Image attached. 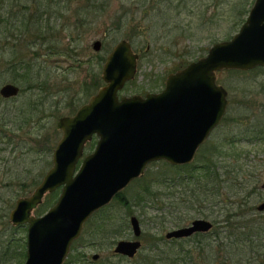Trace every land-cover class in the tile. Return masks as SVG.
I'll return each instance as SVG.
<instances>
[{
  "label": "rangeland",
  "instance_id": "1",
  "mask_svg": "<svg viewBox=\"0 0 264 264\" xmlns=\"http://www.w3.org/2000/svg\"><path fill=\"white\" fill-rule=\"evenodd\" d=\"M68 1L69 4L65 1V4H61L58 0H3L4 16L1 20L4 23L0 24V32L8 30V34H5L7 37H0V43L7 41L9 47L6 51H0V69L5 73V81L0 84V88L12 83L19 86L21 91L25 89V92L7 101L1 100L0 111L6 103L13 113L19 111L20 107L21 110L23 106L26 108L29 101L45 100L44 110L36 115L37 119L40 118L38 126L35 119L31 120L32 129L28 126V134H22L20 147L12 150V155L10 149L5 155H0V213L5 208L9 211L8 217L4 219L8 221V226L14 227L10 222V212L16 201L30 196L53 166V153L63 137L56 127L58 119L72 116L106 85L103 80L104 66L119 42H129L133 53L138 55L135 79L124 86L119 96L146 97L148 94H157L165 89L169 75L206 57L214 44L233 38L246 21V11L253 2ZM8 20L11 23L6 26ZM96 41L102 42L101 52L93 50ZM11 66L24 68L14 72ZM231 71L234 70L217 74L218 84L229 93L230 106L204 148L215 146L220 149L230 137L236 138L238 147H234L235 153L229 150L232 151L231 156L229 159L225 157L228 163L224 166L230 168L225 169L228 171L234 168L232 175L239 177L238 183L233 184V178L213 168L216 177L211 180H217L218 183L214 189L210 187V191L221 186L217 190L220 194L198 196L202 201L200 205L190 193L195 187L194 181L204 179L206 175L202 158L204 154L208 156L207 152H199L191 163L181 165L194 163L197 169L201 168L193 172L175 174L169 169L161 174L153 162L141 177L120 192L131 200L132 206L127 207L120 200L113 199L103 208L108 207L106 211L85 225L87 229H84L80 241L72 245L68 258L80 255L77 259L80 264L101 260L114 264H208L207 254L216 258L214 254L225 250L226 256L223 260L219 258V264H261V255L264 254V212L257 208L264 201V139L256 140L249 130L253 125L262 127L264 124V69H254L246 74ZM39 83L45 84V91ZM98 141V136H95L85 145L76 171L85 157L95 151ZM220 152L224 153L222 149ZM185 177L192 180L188 185L176 186L171 182ZM147 187L158 192L162 200H147L149 197L143 192ZM61 193L62 189H58L51 193L52 196L47 197L48 194L44 198L42 210L45 213L52 207L47 209V206L54 201L56 204ZM139 195L146 200L140 205L142 207L137 204ZM245 201L248 208L252 209H249L251 211L247 218L230 219L228 225L226 221L230 204L236 202L237 206L246 204ZM236 206L232 207L233 211L240 210ZM34 215L38 217L37 212ZM210 215L213 217H207ZM132 217L140 221L142 235L138 239L143 245L138 254L130 259L116 255L114 249L121 240H136L130 222ZM196 219H206L212 223L215 220L218 223L214 222L213 230L204 233L209 237L207 241L201 240L199 236L183 240L167 239L169 232L187 227ZM243 226L247 228L243 230ZM5 227L0 221V242L5 240V252L9 254L5 257L4 251L0 253V264H24L26 257H20V251L16 247L12 248L9 242L13 233L10 227L6 230ZM23 227L24 230L17 231L13 238L21 242L25 239L26 249L27 226ZM228 230H231L232 235ZM216 232L221 233L219 247L207 249L208 241L215 240ZM180 248L190 250L195 260L189 261ZM25 249L23 251L26 254ZM199 250L206 259L198 253ZM179 252L182 260L177 258L176 262H171L170 258ZM94 255H99V259L93 260Z\"/></svg>",
  "mask_w": 264,
  "mask_h": 264
},
{
  "label": "water",
  "instance_id": "2",
  "mask_svg": "<svg viewBox=\"0 0 264 264\" xmlns=\"http://www.w3.org/2000/svg\"><path fill=\"white\" fill-rule=\"evenodd\" d=\"M101 48V41L93 44L94 51ZM137 61L131 44L119 42L104 66L106 85L74 116L59 118L56 126L63 137L53 153L52 168L30 196L16 201L10 213L14 227L28 226L24 264H64L89 219L141 177L149 164L164 160L181 166L193 161L230 104L229 93L218 84L217 74L264 68V0H256L233 38L216 43L206 57L169 75L162 92L120 97L119 92L135 79ZM19 94L15 84L0 88L5 99ZM95 135L99 138L95 151L76 171L85 145ZM60 188L56 204L36 217L34 211L44 198ZM257 210L264 212V202ZM130 222L134 237L140 238L139 219L132 217ZM212 229V222L198 219L169 232L167 239ZM141 248L138 239L121 240L114 253L132 259ZM97 259L99 255H94L93 260Z\"/></svg>",
  "mask_w": 264,
  "mask_h": 264
},
{
  "label": "trees",
  "instance_id": "3",
  "mask_svg": "<svg viewBox=\"0 0 264 264\" xmlns=\"http://www.w3.org/2000/svg\"><path fill=\"white\" fill-rule=\"evenodd\" d=\"M64 1L67 4H69L68 0H58V2H60L61 4H63V3L65 4ZM2 11H4V9H3V0H0V24H1V22L4 23V21L1 20V19H3L2 15L4 16ZM5 22L7 23V21H5ZM10 23L11 22L8 20V23H7L6 26H9ZM5 34H8V30H4V32H0V37H2V36L7 37V35H5ZM8 37H10V36H8ZM1 49H3V48L0 47V51H1ZM4 49L3 50L6 51L7 48H4ZM1 56H2V54H1ZM9 64H15V62L14 63L10 62ZM11 67H13V66H11ZM23 68L24 67L21 66V67H18V68L17 67H13L12 69H13L14 72H17V71H19L20 69H23ZM258 69L260 70V69H264V68H257L255 70H258ZM231 73L246 74V72H241V71H231ZM3 76H5V73H2L1 69H0V84H2L5 81V78ZM13 81L14 82H18L16 80H13ZM44 85H45L44 83L43 84L39 83V86H40V88L43 91H45ZM24 92H25V89H22L21 93H24ZM1 100H4V99H2L0 97V101ZM44 101L45 100L42 101L40 99H38L37 101L35 100L34 102L29 101V104L26 105V108L23 106L22 110H21L20 109L21 107H20L19 111L16 110L13 113L11 112V110H9L7 108V103L4 105V109H2V111H0V155L1 154L5 155V153H7V151L9 149H10V154H11L12 150H15V148L17 146L20 147V145L22 143L21 142L22 134H28V128H29L28 126H30L31 120L35 119L36 127L38 126L40 118L37 119L36 115H38L39 113H41L44 110V108H45V102ZM10 116H11V119H10ZM45 117H48V116H44V118ZM30 128L32 129L31 126H30ZM250 128H251L249 130L250 135L253 136L256 140H262L263 141V139H264V124H263L262 127L253 125V127H250ZM244 133L246 135H249V133H247V131H245ZM247 137H250V136H247ZM204 147H205V144L202 146V148L199 150V152L201 153L202 151H204L203 153L207 152V155H208L206 157V155L204 154L203 157H204L205 160L202 158L203 164L206 165L203 168V170H205L204 173H206V175L204 176V179H201V180L197 179V180L194 181L195 187H194V189L191 190L192 192L190 193L192 195V197H193V200L198 202V203H200V205H201L202 201H201V198H199L198 196H200V195L212 196V195H215V194H218V195L220 194V191H217V190L220 189L221 186L219 188L213 190L212 192L210 191V190H212L211 188H213L214 185H216L218 183L217 180H214V181L211 180V178L216 177L213 174V171H214L213 168H217L218 171L220 169V171H223V173H226V175H229V177L233 178V180H235V182L233 184L238 183V180H239V177L236 178L235 176L232 175L234 173V168H231V171H228V170H225V169H230V168H228L226 165L224 166V164L228 163V161L225 160V157H228V159H229L230 156H231L230 153L232 151H233V153H235L234 147H238L236 138L230 137L229 140L226 143H224L221 146L220 149L215 147V146H211V147L208 146L206 148H204ZM218 147H219V145H218ZM221 149L223 150L224 153L220 152ZM229 150H232V151L229 152ZM199 152H198L197 156L199 155ZM19 159H21V157ZM19 164H22V162H19ZM153 164L157 166V169H158L157 172H159V170H160L161 174H163L165 171H168L169 169H171L172 171H175V174L176 173L177 174H182V173H187V172H193L195 170H200L201 169V168L197 169L196 164H194V163L190 164V165H187V166H172V165H170L169 163H167L165 161H160V162H155ZM188 177H190V176H188ZM191 181L192 180H188L185 177V178H179L175 182L174 181H171V182L175 183L176 186L178 184L182 186V185H184L186 183L188 185ZM36 184H37V181L34 183V185H36ZM23 186L26 187L25 184ZM150 189H151L150 187H147V188H145L143 190V192H145V195L149 197V198H147V200H150V199L153 200L154 198H155V200H159V201L162 200V197L160 196V194L158 192H153ZM186 190H188V189H186ZM52 195L53 194H50L47 197H50ZM119 200H120V202L125 204L127 207L132 206L131 200H129L128 197H125V195L123 193L117 194L116 197L114 198V201H119ZM137 200H138L137 204L139 205V207H142L140 205L142 203L146 202V200H144V198L143 199L140 198V195H139V199H137ZM204 201H206V199ZM229 201L232 202L231 200H229ZM54 203H55V201L52 204H50L49 206H47L48 207L47 209H49L51 206H53ZM43 204L41 206H39L38 210H35V212H37L38 216H42L45 213V211L42 210L44 208ZM236 204H237L236 202H233L232 204H230L231 208L229 209V213L227 215V221H226V223L228 225H229L230 219L233 220V219H238V218H243V217L247 218V216L249 215L248 213L252 210L251 208H248V203L247 202H246V204H240V205L238 204L237 206H236ZM235 206L237 208H239L240 210L233 211L232 209L235 208ZM107 208L106 209H102L99 212H97L96 214H94L92 216V218L86 223V226L91 223L93 218H95L97 216H100L104 211H106ZM246 208H248V210H246ZM249 209H251V210L249 211ZM8 213H9V211L5 208L3 210V212L0 213V221L3 222L4 225L6 226L5 230L10 227L9 229H11V232L13 233V235H10L11 236L10 237L11 240H10L9 243L12 245L13 249L16 247V250L20 251L19 256L24 258V257H26V254L23 251V248L25 249V239L22 240L24 242L23 243L20 240L16 241L13 238L14 234H16L17 231L18 232L23 231L24 227L23 226L12 227V226H10V224L8 226V221L4 220V219H6L8 217ZM1 214H3V215H1ZM207 217L212 218L213 216L210 215V216H207ZM212 220H214V219H212ZM214 222H215V224H218L215 220H214ZM86 226H85V228H86ZM245 227L247 228V226H243L242 229L244 230ZM228 231H229V234L232 235L231 230H228ZM81 237L77 241H80ZM199 238L201 240H204V241H207V239H209V237L205 236L204 234L203 235H199ZM214 238H215L214 241H208V243H207V247L208 248L207 249H211L213 246L219 247L220 244H218V242H219V239L221 238V233H219V232L217 233L216 232ZM250 239L251 240H255V238H250ZM77 241L75 242V245L77 244ZM20 242H21V244H19ZM19 245L21 246V249H20ZM201 246H202V244H201ZM6 248H7L6 242H5V240H3L2 243L0 242V253L3 252V251H4V253H6L5 252ZM182 250L184 251V254L182 253ZM180 252L183 255H186L187 257H189V261H194L195 260V259H193V255H192V252L190 250L187 249V251H185L183 248H180ZM180 252L177 253L174 258L171 257L170 261L171 262H173V261L176 262L175 260H177V258L181 259V256H180L181 253ZM198 253L202 254L201 256H205L203 254V252H201L200 250L198 251ZM212 254H214V253H212ZM8 255L9 254L6 253L5 257L8 256ZM207 255H208V260H209L208 264H219L218 263L219 262V258L221 260H223V258L226 256V253H225V250L223 252H221V253H216V254H214V255H216V258H215V256L211 255L210 253L207 254ZM222 255H224V256H222ZM228 255L232 257V254L230 252H228ZM78 257H80V255H78V256L71 255L68 258L69 261L67 262V264H80L77 261ZM83 257L85 259L86 256L84 255ZM123 258H125V257H123ZM204 258L206 259V256ZM204 258L202 260H205ZM261 258H262L261 264H264V262H263L264 254L261 255ZM183 260L188 263V261L185 258H183ZM228 260H230V259H227V261ZM101 261L93 262L92 264H114V263H112L110 261H107V262H104V261L101 262ZM224 262H226V261H224ZM84 264H88V263L85 262Z\"/></svg>",
  "mask_w": 264,
  "mask_h": 264
},
{
  "label": "flooded vegetation",
  "instance_id": "4",
  "mask_svg": "<svg viewBox=\"0 0 264 264\" xmlns=\"http://www.w3.org/2000/svg\"><path fill=\"white\" fill-rule=\"evenodd\" d=\"M255 2H256V0H253V2L251 3V6H250V8L246 11V15H247V18H248V16H249V14H250V12H251V9L253 8V6H254V4H255ZM246 18V19H247ZM102 43V42H101ZM1 46L0 47H2L3 49L4 48H8V46H7V41H4L3 43H1L0 44ZM5 50V49H4ZM94 50V49H93ZM98 52H101V50L100 51H98ZM1 97V96H0ZM2 98V97H1ZM2 99H4V100H8V99H5V98H2ZM77 112V111H76ZM76 112L73 114V115H75L76 114ZM72 115V116H73ZM96 136V135H95ZM95 136H94V138H95ZM196 220H198V219H196ZM195 221V220H194ZM211 222V221H210ZM191 225V224H190ZM189 225V226H190ZM188 227V226H187ZM184 228V227H183ZM213 228H214V224H213ZM213 230V229H212ZM209 233V232H208ZM204 233H195V234H193L192 236H190V237H193V236H199V235H203ZM190 237H187V238H190ZM178 240H183V238H180V239H178ZM98 260V259H97Z\"/></svg>",
  "mask_w": 264,
  "mask_h": 264
}]
</instances>
